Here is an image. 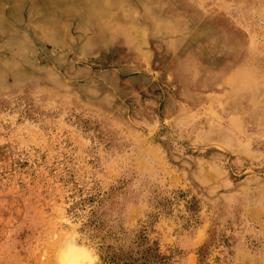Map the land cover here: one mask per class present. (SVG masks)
Instances as JSON below:
<instances>
[{
	"label": "rangeland",
	"instance_id": "rangeland-1",
	"mask_svg": "<svg viewBox=\"0 0 264 264\" xmlns=\"http://www.w3.org/2000/svg\"><path fill=\"white\" fill-rule=\"evenodd\" d=\"M70 245L264 264V0H0V264Z\"/></svg>",
	"mask_w": 264,
	"mask_h": 264
},
{
	"label": "bare ground",
	"instance_id": "bare-ground-1",
	"mask_svg": "<svg viewBox=\"0 0 264 264\" xmlns=\"http://www.w3.org/2000/svg\"><path fill=\"white\" fill-rule=\"evenodd\" d=\"M71 246V245H70ZM60 253L59 260L61 264H73L77 255V250L74 247H70Z\"/></svg>",
	"mask_w": 264,
	"mask_h": 264
}]
</instances>
